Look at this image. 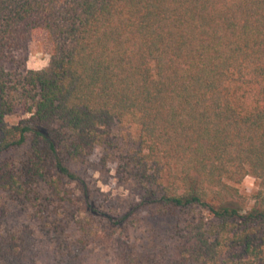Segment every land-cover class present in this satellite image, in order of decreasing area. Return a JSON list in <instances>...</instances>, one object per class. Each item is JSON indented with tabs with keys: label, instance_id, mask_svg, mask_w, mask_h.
<instances>
[{
	"label": "trees",
	"instance_id": "trees-1",
	"mask_svg": "<svg viewBox=\"0 0 264 264\" xmlns=\"http://www.w3.org/2000/svg\"><path fill=\"white\" fill-rule=\"evenodd\" d=\"M36 30L49 62L25 69ZM110 164L125 207L72 170ZM0 200L54 264H264V0H0ZM3 217L0 264H33Z\"/></svg>",
	"mask_w": 264,
	"mask_h": 264
},
{
	"label": "rangeland",
	"instance_id": "rangeland-1",
	"mask_svg": "<svg viewBox=\"0 0 264 264\" xmlns=\"http://www.w3.org/2000/svg\"><path fill=\"white\" fill-rule=\"evenodd\" d=\"M52 47L47 40L46 32L44 30H36L31 37L27 49L24 53L17 55L22 63V67L30 70H40L47 66L50 58ZM6 69L13 70L12 64H7ZM26 117L22 113L18 112L10 121L16 122ZM125 134L128 136L124 139L126 142H131L135 134V130H126ZM121 139L123 137H120ZM120 139V142H121ZM115 165L110 164V173L106 182L104 177L100 173H92L91 175H83V170L80 167H73L72 170L76 174L82 176L91 188L96 187L103 194L105 193L110 199L118 203L122 207H125L130 201L136 200L140 197L141 192L129 184H123L114 177ZM236 188V194L234 193L233 199L235 201L242 202V206L245 209H249L252 204V195L258 189V182L251 176H246L243 181L238 185H232ZM4 213V214H3ZM4 215L3 224L9 227H20L22 225L27 226L33 230L34 237L36 239L35 249L37 250V256L33 264H54V257L50 245L42 238L39 232V224L36 220L31 218L27 211H23L10 203H3L0 200V215ZM110 245H114L113 241ZM114 247V246H113ZM115 250H113L114 252ZM111 255L113 252L108 251Z\"/></svg>",
	"mask_w": 264,
	"mask_h": 264
}]
</instances>
